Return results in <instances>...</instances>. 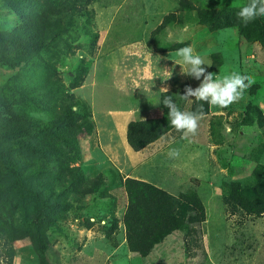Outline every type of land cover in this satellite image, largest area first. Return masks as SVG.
I'll return each instance as SVG.
<instances>
[{"label": "rangeland", "instance_id": "374dc122", "mask_svg": "<svg viewBox=\"0 0 264 264\" xmlns=\"http://www.w3.org/2000/svg\"><path fill=\"white\" fill-rule=\"evenodd\" d=\"M33 2L23 8L24 14L31 13ZM248 2L95 0L88 7L90 27L97 35L94 48L88 47L93 36L85 35L88 25L83 17L65 36L72 47L78 45L74 54L48 56L63 86L90 111L91 134L77 136L85 177L102 176L97 192L69 196L55 226L44 230L47 248L41 257L48 264H264V215L231 213L221 200L222 183L248 184L254 167L264 166V36L255 27L256 19L243 24L237 16ZM164 16L171 21L156 30ZM18 21L0 0V32L10 31ZM186 46L201 54L206 64L211 62V67L203 66L207 72L220 76L238 72L251 76L254 83L225 109L208 104L195 136L173 130L135 153L120 135L126 123L158 117L164 89L184 94L186 87L195 89L201 82L177 65L176 50ZM80 59L90 63L86 78L78 88L69 89ZM17 71L0 64V85ZM193 100H185L182 111H188ZM72 111L80 114L82 109ZM24 113L46 119L32 110ZM172 148L179 150L178 158L168 157ZM125 178L149 183L174 197L194 191L204 210L198 246L189 243L185 249L182 232L176 231L145 257L129 252L122 224ZM3 186L0 181V191ZM22 212L0 196V220L17 226ZM0 264H6L5 257H0ZM11 264L39 263L28 242L18 240L12 245Z\"/></svg>", "mask_w": 264, "mask_h": 264}, {"label": "trees", "instance_id": "16d2710c", "mask_svg": "<svg viewBox=\"0 0 264 264\" xmlns=\"http://www.w3.org/2000/svg\"><path fill=\"white\" fill-rule=\"evenodd\" d=\"M2 1L19 21L10 31L0 32V64L7 69L18 68L0 85V181L4 182L0 196L23 212L17 226L0 220V257L11 264L13 243L24 240L36 254L38 263L48 264L41 257L47 248L44 230L55 226L57 216L67 209L69 196L95 193L102 182L101 174L86 179L77 142L78 135L91 134L90 111L84 101L63 86L55 64L48 58L72 56L74 49L79 48L72 47L65 37L76 28L78 18L86 19L85 35L93 36L88 47L94 48L97 35L90 27L92 10L88 7L95 0ZM29 2H33L31 13L24 14L23 8ZM262 19L255 20V27L264 36ZM170 21V16H164L156 30ZM89 64L85 59L78 61L69 89L81 85ZM182 95L178 89L162 92L158 117L127 122L125 142L133 152L175 130L163 100L171 96L182 110L185 102L180 98ZM201 105L206 115L208 104L195 100L188 111L195 112ZM76 107L82 109L80 114L72 111ZM24 110H32L46 119L31 117ZM122 187L126 196L122 224L129 252L145 257L153 246L176 231L182 232L185 249L189 243L198 246L204 210L194 191L174 197L132 178H125ZM221 187V200L231 213L264 215V166L254 167L248 184L224 182ZM189 210L191 214H187ZM115 224L112 217L111 225Z\"/></svg>", "mask_w": 264, "mask_h": 264}, {"label": "clouds", "instance_id": "9594fccd", "mask_svg": "<svg viewBox=\"0 0 264 264\" xmlns=\"http://www.w3.org/2000/svg\"><path fill=\"white\" fill-rule=\"evenodd\" d=\"M237 16L243 24L264 17V0H249L246 5L240 8ZM175 54L180 58L177 65L180 66L181 72L201 81L195 89L190 86L185 88L184 95L180 96L183 100L192 101L194 99L197 102L225 109L241 100L254 83L251 76L238 72H231L223 76L207 72L206 67L203 66L211 67V62L206 64L202 55L196 53L192 46L179 48ZM171 75L172 73L169 71V78ZM164 90L167 92V89ZM163 106L168 109V119L177 132L182 133L184 137L196 135L199 121L204 116L202 105L195 112L182 111L171 96H165ZM179 155V150L175 148L168 152V157L171 159L178 158Z\"/></svg>", "mask_w": 264, "mask_h": 264}, {"label": "crops", "instance_id": "0c3cea01", "mask_svg": "<svg viewBox=\"0 0 264 264\" xmlns=\"http://www.w3.org/2000/svg\"><path fill=\"white\" fill-rule=\"evenodd\" d=\"M127 124V123H126ZM126 126V125H125ZM120 135H121V138H122V140H123V143L125 144V146H127V144L125 143V127H123L122 129H121V133H120ZM162 138V137H161ZM159 140V139H158ZM156 142V141H155ZM151 145V144H150ZM128 147V146H127ZM128 149H129V147H128ZM127 149V150H128ZM136 153V152H135Z\"/></svg>", "mask_w": 264, "mask_h": 264}]
</instances>
